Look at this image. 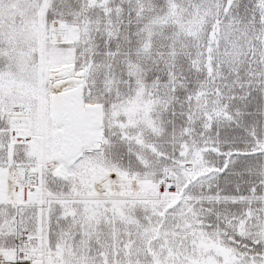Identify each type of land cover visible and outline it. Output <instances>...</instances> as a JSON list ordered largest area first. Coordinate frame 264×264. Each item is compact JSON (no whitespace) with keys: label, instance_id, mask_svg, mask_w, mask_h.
<instances>
[{"label":"snow or ice","instance_id":"1","mask_svg":"<svg viewBox=\"0 0 264 264\" xmlns=\"http://www.w3.org/2000/svg\"><path fill=\"white\" fill-rule=\"evenodd\" d=\"M0 264H264V0H0Z\"/></svg>","mask_w":264,"mask_h":264}]
</instances>
